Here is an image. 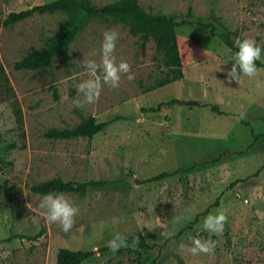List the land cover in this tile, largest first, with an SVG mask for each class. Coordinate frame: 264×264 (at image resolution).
<instances>
[{
  "label": "rangeland",
  "instance_id": "rangeland-1",
  "mask_svg": "<svg viewBox=\"0 0 264 264\" xmlns=\"http://www.w3.org/2000/svg\"><path fill=\"white\" fill-rule=\"evenodd\" d=\"M51 1L0 0V62L11 87L0 94V264H55L60 248L95 251L83 264H264V138L254 143L252 135L264 131V60L253 79L229 81V56L236 50L221 38L236 47L252 37L264 48V0H136L152 15L192 21L176 29L184 77L162 87L170 72L154 38L133 35L126 21L112 17L89 19L50 67L16 70L69 18L36 14L4 26L6 16ZM86 1L101 7L122 0ZM109 30L119 33L117 62L126 60L131 72L121 74L118 88L104 85L95 102L74 107L83 99L78 85L91 77L81 61L99 64ZM173 99L203 106L147 111ZM89 117L109 123L92 139L45 137ZM162 172L176 174L138 183ZM54 178L108 181L84 194L64 193L79 207L68 233L46 220L44 195L30 191ZM219 212L226 217L222 231L205 229L204 219ZM116 233L141 236L153 248L99 253ZM196 236L215 241L214 250L193 254Z\"/></svg>",
  "mask_w": 264,
  "mask_h": 264
},
{
  "label": "trees",
  "instance_id": "trees-1",
  "mask_svg": "<svg viewBox=\"0 0 264 264\" xmlns=\"http://www.w3.org/2000/svg\"><path fill=\"white\" fill-rule=\"evenodd\" d=\"M56 12L65 13L69 20L62 28L54 34L49 42L42 49L32 48L21 61L15 64V69L19 71H37L48 68L52 65L54 59L64 54L67 48L75 41L78 33L91 18L112 17L126 21L130 25L133 35L143 34L147 40L153 37L158 50L163 53V66L168 69L170 76L160 82V86H166L172 82L181 80L184 77L182 64L179 56L176 29L185 25H191L190 20L177 21L174 18L152 15L145 12L138 5L136 0H122L113 4L104 6L92 5L86 0H54L42 5L30 7L19 12L9 13L5 20L4 26H12L22 22L36 14H50ZM190 15V13H189ZM1 24V17H0ZM207 28L208 26L205 25ZM210 33L214 36L213 30ZM225 44L237 50L228 36H221ZM257 65L261 63L257 61ZM11 91L9 78L0 62V94H8ZM176 104L187 106H203L198 101H184L173 99L169 102H161L157 106L150 107L148 112H160L163 107L173 106ZM216 113L223 114L218 107L212 106ZM17 121L21 125L22 117L20 110H16ZM108 122H97L93 117L81 121L77 126L71 129H51L46 132L45 137L53 140H72L77 138L92 139L95 135L101 133L107 126ZM254 143L264 138V131L255 134L252 132ZM264 167V166H263ZM176 172H162L158 175L149 177L138 183H154L175 175ZM108 181L91 180L86 182L64 181L61 178H54L49 181L34 183L30 186V191L39 195H45L50 191H59L63 193L84 194L89 189L104 187ZM41 236V233L38 235ZM135 238L128 237L129 247L151 249L152 245L139 236L138 243L132 246ZM121 250V249H120ZM119 250V251H120ZM105 246L98 250L99 253L110 252ZM95 255L93 250H72L69 248H60L57 252L55 264H83ZM155 264V262H153Z\"/></svg>",
  "mask_w": 264,
  "mask_h": 264
},
{
  "label": "clouds",
  "instance_id": "clouds-1",
  "mask_svg": "<svg viewBox=\"0 0 264 264\" xmlns=\"http://www.w3.org/2000/svg\"><path fill=\"white\" fill-rule=\"evenodd\" d=\"M119 33L109 30L104 33L100 45V62L95 59H83L81 67L91 73V77L82 81L77 87L78 95L83 99H75L74 107H82L84 103H93L99 96L104 85H110L112 88H118L120 85L121 74L130 73V65L126 60L117 62L114 52L117 48ZM237 50L231 52L229 62L231 68L227 71L226 76L229 81H235L239 85L242 77L253 79L261 69L257 66V61L264 60V48H262L255 38L247 37L239 39L236 42ZM92 55H95L93 53ZM228 64V63H226ZM224 65V64H222ZM221 67L220 70L221 71ZM129 81L134 80V75L127 76ZM99 196L100 193H97ZM40 207L44 210L46 220L50 223H58L62 231L70 232L76 224L75 216L79 207L69 201L63 192L50 191L45 194L40 202ZM226 217L222 212L216 215H209L204 219L203 227L210 232L218 233L222 231L223 222ZM139 237H136L132 246L138 243ZM215 241H201L198 236L194 237L193 246L190 251L193 254L209 253L215 248ZM107 247L112 252H117L121 248L129 247L128 235L116 233L107 242ZM181 248L185 245L181 244Z\"/></svg>",
  "mask_w": 264,
  "mask_h": 264
},
{
  "label": "water",
  "instance_id": "water-1",
  "mask_svg": "<svg viewBox=\"0 0 264 264\" xmlns=\"http://www.w3.org/2000/svg\"><path fill=\"white\" fill-rule=\"evenodd\" d=\"M137 117H139V116L137 115L136 118H137ZM131 179H132V180H129V181L132 182V183L134 184V183H135V182H134V179H133V178H131Z\"/></svg>",
  "mask_w": 264,
  "mask_h": 264
}]
</instances>
